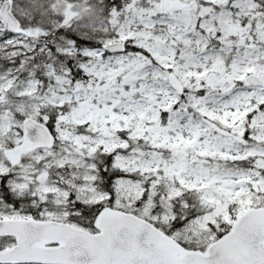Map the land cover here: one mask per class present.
Instances as JSON below:
<instances>
[{
	"label": "snow or ice",
	"instance_id": "1",
	"mask_svg": "<svg viewBox=\"0 0 264 264\" xmlns=\"http://www.w3.org/2000/svg\"><path fill=\"white\" fill-rule=\"evenodd\" d=\"M0 264H264V0H0Z\"/></svg>",
	"mask_w": 264,
	"mask_h": 264
}]
</instances>
